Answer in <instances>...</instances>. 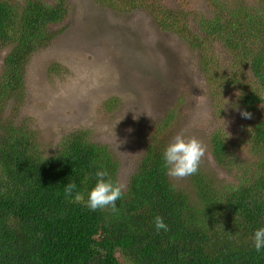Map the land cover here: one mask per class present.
Instances as JSON below:
<instances>
[{"label": "trees", "instance_id": "obj_1", "mask_svg": "<svg viewBox=\"0 0 264 264\" xmlns=\"http://www.w3.org/2000/svg\"><path fill=\"white\" fill-rule=\"evenodd\" d=\"M205 1L207 14L184 13L161 0L99 3L150 12L161 31L175 32L198 54L210 98L234 101L252 114L235 136L218 128L210 139L215 166L236 180L217 188L200 172L192 175L197 205L173 187L163 152L180 115L178 98L149 135L113 213L91 211L64 194L75 183L86 202L100 170L116 182L117 164L106 146L74 133L44 157L28 126L5 113L25 98L26 64L56 36L48 27L64 20L65 0H0V56L6 52L0 59V264H264V250L252 243L264 227V0ZM156 216L169 231L156 232Z\"/></svg>", "mask_w": 264, "mask_h": 264}, {"label": "rangeland", "instance_id": "obj_2", "mask_svg": "<svg viewBox=\"0 0 264 264\" xmlns=\"http://www.w3.org/2000/svg\"><path fill=\"white\" fill-rule=\"evenodd\" d=\"M161 1L184 13H209L205 0ZM99 2L65 0L64 20L48 27L56 36L26 64L25 98L13 114V102L5 113L15 124L28 126L44 157L74 133L106 146L117 164L116 182L126 188L149 135L179 98L180 115L168 143L180 133L194 136L206 148L198 172L217 188L234 183L232 173L215 166L210 139L218 128L236 135L244 120L235 102L210 98L198 54L175 32L161 31L150 12H118ZM187 22L192 28L193 18ZM172 182L193 205L199 203L192 176Z\"/></svg>", "mask_w": 264, "mask_h": 264}, {"label": "clouds", "instance_id": "obj_3", "mask_svg": "<svg viewBox=\"0 0 264 264\" xmlns=\"http://www.w3.org/2000/svg\"><path fill=\"white\" fill-rule=\"evenodd\" d=\"M242 118L251 119L252 114L248 111H241ZM127 131L131 132V129ZM206 148L202 141L194 136L189 137L183 133L177 134L163 152V167L166 175L172 180H183L196 174L199 170L201 160ZM97 182L87 193V201L83 194L76 192L75 183H67L64 187L65 197H72L78 203H86V207L91 211L110 209L113 213L118 212L116 202L122 198L125 185L113 182L106 170L95 173ZM175 187V185H173ZM154 227L157 233L161 230L169 231L168 226L160 216L154 218ZM253 247L255 251L264 250V227L255 230L253 234Z\"/></svg>", "mask_w": 264, "mask_h": 264}]
</instances>
